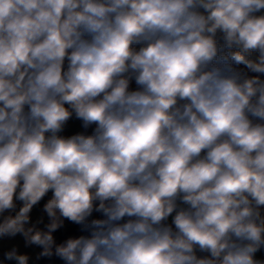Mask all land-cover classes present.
<instances>
[{
    "label": "clouds",
    "instance_id": "1",
    "mask_svg": "<svg viewBox=\"0 0 264 264\" xmlns=\"http://www.w3.org/2000/svg\"><path fill=\"white\" fill-rule=\"evenodd\" d=\"M0 264H264V0H0Z\"/></svg>",
    "mask_w": 264,
    "mask_h": 264
}]
</instances>
